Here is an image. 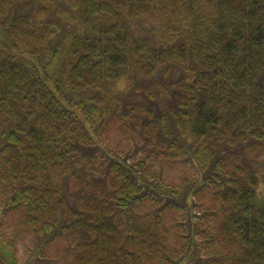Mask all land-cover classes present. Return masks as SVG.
I'll return each mask as SVG.
<instances>
[{"label":"trees","instance_id":"16d2710c","mask_svg":"<svg viewBox=\"0 0 264 264\" xmlns=\"http://www.w3.org/2000/svg\"><path fill=\"white\" fill-rule=\"evenodd\" d=\"M27 4L0 0V264H264V0Z\"/></svg>","mask_w":264,"mask_h":264},{"label":"rangeland","instance_id":"374dc122","mask_svg":"<svg viewBox=\"0 0 264 264\" xmlns=\"http://www.w3.org/2000/svg\"><path fill=\"white\" fill-rule=\"evenodd\" d=\"M26 1H28V4L26 5L27 6V9H25V10H27V12L29 11V9L31 8L30 7V2H31V0H26ZM3 20V18L2 17H0V22ZM38 26V23H35L34 25H33V27H30V30H37V31H39V26ZM20 46H22L21 44H19ZM124 85V83H121L120 84V86H123ZM185 171V170H184ZM189 171V170H188ZM189 173V172H188ZM164 174L170 179V180H175V181H177V178H178V176H179V174H178V171L176 170V169H173V168H171V166L170 167H168V168H166L165 169V171H164ZM259 176H260V184L257 186V193H258V197H260V198H264V164H263V169H262V172L259 174ZM192 216V215H191ZM22 249V247H20V250ZM20 260H21V263H24L25 261V259L24 258H22V254H21V258H20Z\"/></svg>","mask_w":264,"mask_h":264}]
</instances>
